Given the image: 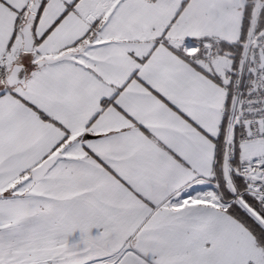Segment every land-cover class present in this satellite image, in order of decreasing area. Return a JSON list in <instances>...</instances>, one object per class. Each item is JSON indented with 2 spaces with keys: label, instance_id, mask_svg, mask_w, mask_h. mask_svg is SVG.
Here are the masks:
<instances>
[{
  "label": "snow or ice",
  "instance_id": "snow-or-ice-1",
  "mask_svg": "<svg viewBox=\"0 0 264 264\" xmlns=\"http://www.w3.org/2000/svg\"><path fill=\"white\" fill-rule=\"evenodd\" d=\"M0 264H264V0H0Z\"/></svg>",
  "mask_w": 264,
  "mask_h": 264
}]
</instances>
